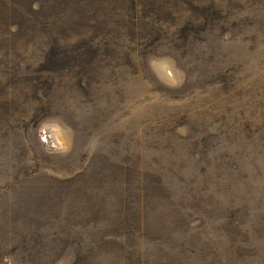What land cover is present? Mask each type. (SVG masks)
Returning <instances> with one entry per match:
<instances>
[{"label": "rangeland", "instance_id": "rangeland-1", "mask_svg": "<svg viewBox=\"0 0 264 264\" xmlns=\"http://www.w3.org/2000/svg\"><path fill=\"white\" fill-rule=\"evenodd\" d=\"M17 1L0 264H264V0Z\"/></svg>", "mask_w": 264, "mask_h": 264}, {"label": "trees", "instance_id": "trees-1", "mask_svg": "<svg viewBox=\"0 0 264 264\" xmlns=\"http://www.w3.org/2000/svg\"><path fill=\"white\" fill-rule=\"evenodd\" d=\"M29 1L31 0H18L16 2V6L18 7V11H16L19 15H15V19H17V21L12 25H16L19 28V31L33 23H41V20L42 22H45L47 19L50 21L54 20L52 19L53 17L58 22H66L64 20V16H66L70 10H77L79 7L85 5L89 0H35L33 4H38L35 10L28 6ZM55 9L62 11V14H60V16H53V11ZM6 13L8 12H5L4 10L0 11L1 20H7L11 17L7 16Z\"/></svg>", "mask_w": 264, "mask_h": 264}]
</instances>
